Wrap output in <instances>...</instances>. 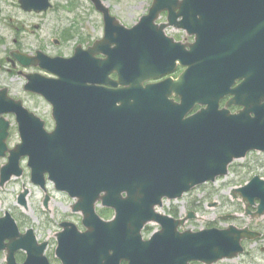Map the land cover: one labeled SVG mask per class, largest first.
<instances>
[{"label":"water","instance_id":"95a60500","mask_svg":"<svg viewBox=\"0 0 264 264\" xmlns=\"http://www.w3.org/2000/svg\"><path fill=\"white\" fill-rule=\"evenodd\" d=\"M23 4L26 9L48 8V0ZM178 8L181 12L176 13ZM165 9L171 23L179 16L185 20L193 16L197 31H215L197 36L191 51L181 55L188 68L178 80L169 78L143 86L147 80L174 72L181 47L163 32L148 31L150 16L133 30L120 29L117 36L107 32L105 40L86 55L77 52L76 58L53 60L55 64L46 68L58 75V80L27 76L26 89L51 101L54 115L61 120L52 134L45 133L38 119L22 120L23 144L10 151V163L1 171V184L22 174L20 160L28 156L33 182L44 185L48 172L57 188L81 199L76 210L84 211L88 232L61 236L58 254L64 264H107V253L114 248L141 240V229L157 219L154 207L164 196L180 197L197 185L227 175L235 159L252 150L264 152V0H155L152 20ZM256 25L263 45L258 49L252 43ZM239 42L238 55L233 47ZM110 45L115 48H103ZM101 51L106 55L110 52L111 57L95 60ZM113 72L118 73V80L110 79ZM237 80H243L242 84L232 88ZM173 94L181 96V104L169 100ZM227 94L235 95L229 105H241L244 110L236 115L220 110V100ZM196 104L207 108L185 119ZM5 112L10 111L0 110V114ZM11 112L20 117L26 114L20 104ZM65 113L71 118L64 120ZM76 118L83 119L82 128L89 127L80 132L67 128L77 126ZM86 118L92 121L86 124ZM8 125L0 119V158L7 150ZM60 150L62 156L58 155ZM237 193L249 205L259 200L256 215L264 216L261 177L236 189L234 196ZM27 194L26 190L21 195V203L26 204ZM96 200L116 210L114 221L104 222L96 216ZM5 224L0 220V250L6 239L16 235ZM254 234L231 226L227 230L187 232L183 238L191 243L193 256L213 264L238 257L244 252L243 240L261 236ZM29 235L32 237L31 232ZM164 237L165 233L159 234L160 240ZM16 245L9 247L8 264H16L14 252L19 245L29 251L25 264L47 263L35 259L34 241L23 239Z\"/></svg>","mask_w":264,"mask_h":264},{"label":"flooded vegetation","instance_id":"af4514ba","mask_svg":"<svg viewBox=\"0 0 264 264\" xmlns=\"http://www.w3.org/2000/svg\"><path fill=\"white\" fill-rule=\"evenodd\" d=\"M23 1L26 0H0V91L3 89L8 90L9 96L18 101L22 100L21 95L23 91L25 94L34 96L26 92L24 87V74L25 71L30 73L39 70L41 62L37 59L41 52L44 56L55 57V47L71 48V52L66 55L57 54V56L71 57L74 54L77 46L88 48L93 45L98 39L106 35L107 28L114 33L119 32L120 26L128 29L136 27L142 18L151 11L155 0H148L146 10L138 17L129 14L133 17L123 19L117 7L116 0H49V7L47 11L39 12L37 10L26 11L23 8ZM35 1V0H34ZM102 4V9L105 13L98 8ZM177 13L181 12L178 8ZM48 13L49 19L52 24L51 34L46 37L38 36L36 34L40 25H37L38 15ZM74 14V19L69 20V14ZM85 14V16H83ZM108 18H106V16ZM111 17L113 19H111ZM180 16L177 20V26H169L164 31L167 36L172 37L175 42L180 43V53L178 55L179 61L176 62V68L171 75L163 76L157 80H148L144 85L159 83L169 78L178 80L180 76L187 70V66L182 63V56L191 51V45L196 42L197 36L211 35L215 31H197L195 24L196 20H184ZM127 20V21H126ZM68 21L70 22L68 24ZM164 24H170L168 11L162 12L153 24H148L149 28L157 31H162ZM247 25V29L250 26ZM260 25V24H259ZM151 30H148L151 32ZM153 31V30H152ZM174 31V32H171ZM258 32V25H256V39L253 40L254 49L263 48L261 39ZM246 34H244L245 36ZM83 38V39H82ZM246 40L248 36H245ZM90 39V40H88ZM242 41V40H241ZM240 41V42H241ZM234 44L233 50L238 53V45ZM249 42V41H248ZM36 58L35 62L29 60ZM197 62H194L196 66ZM12 74V76L10 75ZM15 74V75H14ZM17 79L21 82L18 83ZM111 79H118L117 74L111 75ZM241 81H237L236 85ZM171 99L175 103L182 102L180 95L173 94ZM230 97H224L221 101L224 107ZM24 102V101H23ZM120 105V103H117ZM63 106V104H60ZM5 106V105H3ZM48 111L46 116L37 113V110H31L44 121V127L49 133H53L57 128V123L61 120L54 115L55 106L48 104ZM202 107L196 104L188 112L186 118L199 113ZM233 113L238 112L240 107H230ZM5 117L10 122V128L6 143L9 148L15 147L20 143L17 137L18 117L14 114H8ZM69 114L65 113L64 120L70 119ZM92 121L86 118L84 122L87 124ZM75 123L77 126H70L67 128L74 129V132L86 130L85 126L82 128L83 119L76 118ZM120 148V146H119ZM119 151V149H118ZM118 155V153H117ZM123 156V154H121ZM130 159V156L128 157ZM7 161V158H4ZM46 182L34 185L42 194L39 199L38 212L39 215L35 217L37 223H31L29 218L25 215L17 213V211L5 210L0 218L11 212L12 217L16 220V224L11 225V221H6L4 226L10 228L11 232L15 235L16 229L20 236L15 235L13 239H6L5 246L12 244L17 238L22 235H27L31 232L32 237L27 240L34 241L38 247L41 244H46L45 254L49 258L51 264H63L58 254V247H60L61 236L71 233L87 232L84 223V211L76 210L77 205L81 199L77 196H72L69 192L56 188V185L49 180L48 173L45 174ZM104 196V193L101 194ZM203 195L196 203L195 196H191L189 203L191 205L177 206L174 202L165 201L159 209V213L167 218L159 217L160 221H149L142 230L143 239L134 240L124 247H116L111 252L107 253L110 260L107 264H203L193 257V248L191 243L183 239L182 235L186 230L198 231L199 225H193L195 219L187 220L185 225H179L183 219L195 216L196 207L201 204ZM2 200L0 199V202ZM167 203L169 206L167 207ZM96 213L105 221H111L116 218V210L112 207L104 205L102 200L94 202ZM16 207L23 209V213L28 211V205L22 206L16 203ZM25 211V212H24ZM251 229L259 230L258 227H251ZM165 233L163 239H159V234ZM254 244L256 242H249ZM186 244V245H185ZM93 249H97L92 247ZM100 249V246H99ZM8 250H0V264H7ZM14 258L18 263L26 261V252L18 250L14 252ZM133 259V262L131 261Z\"/></svg>","mask_w":264,"mask_h":264},{"label":"rangeland","instance_id":"374dc122","mask_svg":"<svg viewBox=\"0 0 264 264\" xmlns=\"http://www.w3.org/2000/svg\"><path fill=\"white\" fill-rule=\"evenodd\" d=\"M147 1L148 0H116V4L119 8L121 17L131 21L145 12ZM129 14H133L134 18L129 16ZM83 16H85V14H83ZM73 19L74 14H69V20ZM35 23L40 25V28L36 32L38 36L46 37L51 34L52 24L48 13L38 15V20H36ZM69 23L68 21V24ZM52 50H54L56 55H66L71 52V48L63 47H55ZM10 75L12 76V74ZM17 82L20 83L21 81L17 79ZM20 90L23 91L21 98L30 110H37V113L42 116L47 115L49 107L45 100L35 95L31 96L25 94L22 87ZM5 163L6 160L1 159L0 168ZM23 167L25 168L23 176L12 180L7 184L5 189L0 191L2 200L0 203V215L3 214L5 210L11 209L28 217L31 223H37L35 217L39 215L38 202L42 194L31 184L30 171L26 167V161L23 162ZM257 175L264 179V153L252 152L244 159L235 160L230 166V172L226 177L217 180L214 184H210L209 186H201L196 191L184 196L179 202H174V205L187 207L191 205L189 203L191 196H195L197 203L204 195L205 197L202 199L201 204L196 207L197 219H195L193 225H199V228H204L207 225H217L224 228L230 224L239 227H258L264 234V216L252 219L247 215V206L243 200L240 197H233L234 189L244 186ZM24 186L30 189V195L28 196L29 209L27 212L24 211L25 214L22 208L16 207L17 197L20 192H22ZM168 206L169 203H167V207ZM250 209L254 211L252 208ZM245 247V253L239 258L224 260L219 264H264V237L254 244L246 242Z\"/></svg>","mask_w":264,"mask_h":264}]
</instances>
